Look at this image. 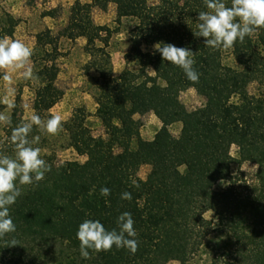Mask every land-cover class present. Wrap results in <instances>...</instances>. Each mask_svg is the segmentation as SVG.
I'll list each match as a JSON object with an SVG mask.
<instances>
[{
  "label": "trees",
  "instance_id": "16d2710c",
  "mask_svg": "<svg viewBox=\"0 0 264 264\" xmlns=\"http://www.w3.org/2000/svg\"><path fill=\"white\" fill-rule=\"evenodd\" d=\"M117 9L116 22L132 19L127 61L137 69L114 72L111 38L119 27L97 24L93 9ZM230 6V0H229ZM205 0H76L69 9L60 35L86 40L94 70L93 97L96 116L105 136H95L87 122L85 106L74 109L61 129L50 135L33 127L29 138L51 165L44 180L22 185V195L10 208L16 231L0 237V264H187L213 227L205 213L212 210L229 231L233 247L224 254L230 264H264V28L257 29L230 49H211L197 37L196 17L206 11ZM57 9L44 13L56 17ZM19 20L6 15L1 37L12 36ZM58 35L49 28L36 35L31 57L35 80L33 112L49 118L63 98L57 85L60 67ZM171 43L194 53L197 82L183 70L162 61L153 47ZM145 47V48H144ZM230 54L233 64L224 57ZM154 68L150 74L149 68ZM1 78V73H0ZM257 82L261 92L252 94ZM194 88L204 96L203 106L189 110L180 93ZM11 126L0 129V153L12 155L11 130L26 120L21 96L15 99ZM6 106L0 102V111ZM153 112L162 126L151 140L141 134L137 114ZM181 123L175 136L170 127ZM237 146L239 158L231 148ZM56 148H72L86 160L57 162ZM257 165L255 181L243 172L234 174V162ZM148 165L146 178L139 174ZM224 181L222 189H216ZM107 187L110 195H100ZM124 192L131 200L121 199ZM130 212L138 247L80 255L78 226L99 219L106 229ZM15 241L16 245H10Z\"/></svg>",
  "mask_w": 264,
  "mask_h": 264
},
{
  "label": "clouds",
  "instance_id": "9594fccd",
  "mask_svg": "<svg viewBox=\"0 0 264 264\" xmlns=\"http://www.w3.org/2000/svg\"><path fill=\"white\" fill-rule=\"evenodd\" d=\"M206 11H199L196 17L197 29L194 35L204 38V45L211 49H230L236 42H243L257 29L264 28V0H205ZM154 52L162 61L181 68L189 81L197 82L199 73L194 68V53L189 48L177 47L171 43H156ZM33 48L19 39L0 37V69L6 70L3 80L7 85L6 97L0 101L6 110L0 111V126H11L12 110L15 105L16 80H30L34 76L31 66ZM44 133L55 135L62 127V117L51 114L43 119L36 112L30 113L11 130L9 141L14 145L13 154L0 153V237L16 231L10 215V208L22 195V185H33L45 178L51 165L43 158L41 149L35 145L39 136L29 138L33 127ZM100 195L107 197L110 189L102 187ZM131 193L124 192L121 199L131 200ZM117 227L105 228L99 219H85L78 226L80 255L89 258V250L109 251L126 248L135 253L138 247L137 231L130 212L121 213L116 219ZM10 245H16L13 241Z\"/></svg>",
  "mask_w": 264,
  "mask_h": 264
},
{
  "label": "rangeland",
  "instance_id": "374dc122",
  "mask_svg": "<svg viewBox=\"0 0 264 264\" xmlns=\"http://www.w3.org/2000/svg\"><path fill=\"white\" fill-rule=\"evenodd\" d=\"M76 0H0V37L4 24H6V15L9 14L18 19L19 22L12 36H5L9 39H19L34 48L36 35L49 28L54 34L58 35V46L60 56L57 60L60 72L57 78V85L64 91L63 98L51 109L52 114H59L62 121L68 120L76 107L85 106L88 111L87 122L95 136H105L104 127L96 116V102L93 97V77L96 76L94 70H87V63L90 56L85 51L86 40L82 37L70 39L60 35L65 26L69 14V9ZM87 2L90 0H81ZM51 9H57L56 17L45 16L44 13ZM92 16L97 24L109 25L112 28L119 27V32L111 38L110 51L112 56L113 68L116 74H119L125 68L137 69L132 62L127 61L126 54L129 52L131 42L129 32L134 24L132 19H123L121 24L116 22L117 9L115 4H110L107 10L99 8L93 9ZM145 48V47H144ZM153 48V47H150ZM226 63L233 64V58L230 54L224 57ZM31 66L33 62L31 60ZM6 70L0 69V101L6 97L7 85L3 80V74ZM150 74H154V68H149ZM15 97L21 96V107L24 118L33 112L34 87L35 80L18 79L15 84ZM249 91L252 94L261 92L257 82L249 85ZM180 99L189 110H194L203 106L206 102L204 96L200 95L194 88H189L180 93ZM141 125V134L144 139L151 140L157 131L161 128L160 119L151 111L143 115L137 114ZM3 126H0V129ZM171 132L178 136L181 130V123H174ZM49 152L48 148L41 149V153ZM57 162L65 160H86L85 156L79 155L72 148H56ZM235 158H239L237 146L231 148ZM149 166L144 165L139 171L142 178H146ZM231 170L234 174L243 172L248 182L255 181L257 165L250 161L234 162ZM225 186L224 181H219L216 189H222ZM205 217L212 220L213 227L209 235L203 240L202 245L196 254L192 255L187 264H230L224 257L233 246V239L227 231L215 212L210 210L205 213ZM168 264H180L172 260Z\"/></svg>",
  "mask_w": 264,
  "mask_h": 264
},
{
  "label": "crops",
  "instance_id": "0c3cea01",
  "mask_svg": "<svg viewBox=\"0 0 264 264\" xmlns=\"http://www.w3.org/2000/svg\"><path fill=\"white\" fill-rule=\"evenodd\" d=\"M87 2H89V1H87Z\"/></svg>",
  "mask_w": 264,
  "mask_h": 264
}]
</instances>
